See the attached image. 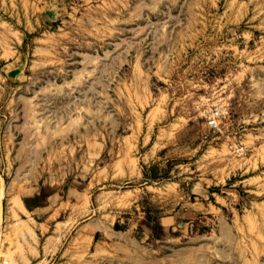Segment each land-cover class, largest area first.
<instances>
[{
	"label": "rangeland",
	"instance_id": "obj_1",
	"mask_svg": "<svg viewBox=\"0 0 264 264\" xmlns=\"http://www.w3.org/2000/svg\"><path fill=\"white\" fill-rule=\"evenodd\" d=\"M0 264H264V0H0Z\"/></svg>",
	"mask_w": 264,
	"mask_h": 264
},
{
	"label": "built area",
	"instance_id": "obj_2",
	"mask_svg": "<svg viewBox=\"0 0 264 264\" xmlns=\"http://www.w3.org/2000/svg\"><path fill=\"white\" fill-rule=\"evenodd\" d=\"M222 115V110L220 108H216L208 117L207 125L212 130H219V121L220 117ZM229 147L235 151L240 152L243 151L244 147L243 145H237V144H230Z\"/></svg>",
	"mask_w": 264,
	"mask_h": 264
}]
</instances>
